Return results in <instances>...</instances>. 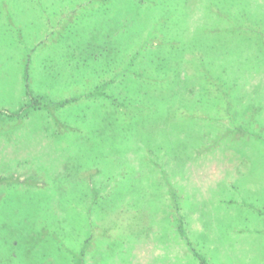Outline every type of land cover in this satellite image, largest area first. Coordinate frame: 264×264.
<instances>
[{
	"label": "rangeland",
	"instance_id": "374dc122",
	"mask_svg": "<svg viewBox=\"0 0 264 264\" xmlns=\"http://www.w3.org/2000/svg\"><path fill=\"white\" fill-rule=\"evenodd\" d=\"M0 264H264V0H0Z\"/></svg>",
	"mask_w": 264,
	"mask_h": 264
}]
</instances>
